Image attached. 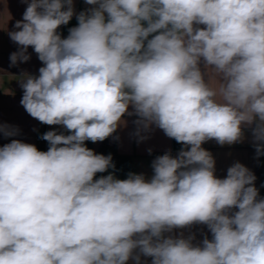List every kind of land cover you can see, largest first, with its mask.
Listing matches in <instances>:
<instances>
[{
    "label": "clouds",
    "instance_id": "9594fccd",
    "mask_svg": "<svg viewBox=\"0 0 264 264\" xmlns=\"http://www.w3.org/2000/svg\"><path fill=\"white\" fill-rule=\"evenodd\" d=\"M26 2L10 62H27L31 46L43 66L22 80L20 103L69 134L44 133L47 151L0 147V264H264L255 175L237 162L217 178L202 147L241 142L254 125L264 150V0H85L94 7L66 38L73 0ZM133 114L184 147L156 157L151 179H96L115 165L85 142ZM194 224L212 238L165 235Z\"/></svg>",
    "mask_w": 264,
    "mask_h": 264
},
{
    "label": "crops",
    "instance_id": "0c3cea01",
    "mask_svg": "<svg viewBox=\"0 0 264 264\" xmlns=\"http://www.w3.org/2000/svg\"><path fill=\"white\" fill-rule=\"evenodd\" d=\"M26 7V0H0V126H4L7 131L12 133V135L6 136L0 132V147L17 139L24 143L34 144L38 148L36 140L39 134L53 130L58 134H69L60 125L49 126L32 118L20 103L23 96L22 80L27 75L38 76L39 69L43 66L31 46L27 49L26 54L30 56L27 62H18L15 65L10 62V54L18 52L20 46L10 39L9 33L18 30L15 28V24L22 20ZM92 7L94 6L88 5L85 0H73L74 15L68 24L63 25L62 31L59 32L61 37L66 38L69 35V29L78 25L77 16ZM201 68L204 70L203 64H201ZM205 78L207 79V75ZM129 112H134L131 106ZM137 119L135 114L125 115L124 123L108 137V141L116 145L118 153L132 156V173L143 174L146 179H151L154 174L152 162L156 157L165 153L176 157L184 146L167 137L163 130L155 125L147 130L143 129L136 123ZM252 127H244V138L241 142L222 146L215 140H210L205 142L202 147L209 151L215 160L217 178H226L228 168L238 162L255 175L254 183L258 189L259 198H264V169L262 168L264 153L257 152V142L254 140ZM260 143L264 144V142ZM85 145L86 147L91 145L90 148L92 147L91 149L97 152L101 142L89 144L86 141ZM47 148H49L48 142ZM109 173L117 178L113 168H110L107 175ZM181 234L185 238L194 237L192 240L194 245L201 244L205 237L212 238L207 226L202 224L174 229L172 233L165 235L178 237ZM136 254H138V250L134 253V255ZM127 264H136V262L130 259ZM139 264H152V258L141 255Z\"/></svg>",
    "mask_w": 264,
    "mask_h": 264
},
{
    "label": "trees",
    "instance_id": "16d2710c",
    "mask_svg": "<svg viewBox=\"0 0 264 264\" xmlns=\"http://www.w3.org/2000/svg\"><path fill=\"white\" fill-rule=\"evenodd\" d=\"M151 38L152 37L150 36L149 39H151ZM88 142H89V144H91V141H88ZM90 146H88V148H90ZM262 152L264 153V150H262ZM95 153L96 154H103L106 156L111 154L113 164L115 165V167L113 169H114L118 179H127L128 175L133 172L132 156L123 155V154L118 153L116 145L114 143H110L108 141V138L101 142V145H100L98 151ZM262 168L264 169V164H263ZM109 170L107 172H104V173H97L95 178L99 179L101 176H106L107 173L109 172Z\"/></svg>",
    "mask_w": 264,
    "mask_h": 264
},
{
    "label": "built area",
    "instance_id": "2783aa9c",
    "mask_svg": "<svg viewBox=\"0 0 264 264\" xmlns=\"http://www.w3.org/2000/svg\"><path fill=\"white\" fill-rule=\"evenodd\" d=\"M63 25L60 26V28L58 29V32L62 31ZM44 134V133H43ZM43 134H39L37 137V146H38V150L40 151H47V141L43 140L41 137ZM263 180H264V175H263Z\"/></svg>",
    "mask_w": 264,
    "mask_h": 264
}]
</instances>
